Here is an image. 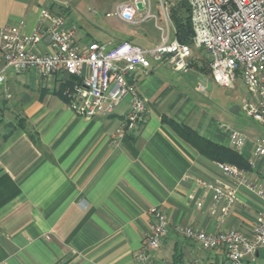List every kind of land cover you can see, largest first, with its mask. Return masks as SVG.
<instances>
[{"label": "crops", "instance_id": "1", "mask_svg": "<svg viewBox=\"0 0 264 264\" xmlns=\"http://www.w3.org/2000/svg\"><path fill=\"white\" fill-rule=\"evenodd\" d=\"M72 9L56 0H0V31L6 26L31 31L48 10L65 12L67 22L77 24L82 46L134 43V36H116L114 24L109 26L113 32L99 26L108 32L97 35L93 22L69 19ZM37 49L50 47L44 41ZM209 61L205 50L192 45L186 73L153 58L150 68L135 69L130 80L145 98L146 113L138 128L122 135L129 95L113 113L86 117L70 107L66 90L77 85L71 74L40 76L9 68V95L0 92V264H140L137 255L146 248L154 208L169 219L160 248L148 249L156 263L183 264L195 256L224 259L223 249L204 250L177 231L178 225L251 233L264 199L240 185L239 200L220 225L219 217L209 213V188L197 180L236 184L222 172V161L205 147L200 151L171 123L225 147H232V131L242 132L248 137L239 151L243 168L251 181L264 180L263 162L255 155L264 128L254 119L230 126L227 115L209 109L215 83ZM244 264H264V258L256 252V259L249 256Z\"/></svg>", "mask_w": 264, "mask_h": 264}, {"label": "built area", "instance_id": "2", "mask_svg": "<svg viewBox=\"0 0 264 264\" xmlns=\"http://www.w3.org/2000/svg\"><path fill=\"white\" fill-rule=\"evenodd\" d=\"M191 7L193 43L185 44L175 35L170 17V0H157L160 14L153 12L152 0H129L120 4L116 14L129 23L154 19L161 30V39L153 48H143L125 41L110 47L92 41L82 46L77 41L78 26L68 23L65 12L43 10L31 31L6 26L0 31V92L9 95L6 71L17 73L34 71L40 76H52L61 71L81 77V83L66 90L70 107L80 115L93 117L113 113L121 100L130 96L129 109L119 130L139 127L146 113V101L130 76L138 67L150 68L152 58L167 61L175 70L188 72L192 45L205 50L210 57V69L216 84L235 88L239 80L247 86L251 96L244 99L243 110L264 128V0H185ZM143 4V8L139 7ZM160 17L165 24L160 25ZM48 42L49 51L37 47ZM248 137L240 131L231 133L232 147L241 151ZM255 155L263 162L264 139L257 141ZM224 175L236 185L222 186L197 180L206 185L211 194L209 213L219 217L220 225L239 200L238 187L246 185L264 199V180L251 181L247 170L234 163H218ZM200 208L204 202L198 203ZM151 225L143 251L137 255L140 264L156 263L148 249L160 248L169 231V219L162 209L151 210ZM176 230L196 240L206 251L223 249L222 261H204L195 256L183 264H244L247 257L256 259V252L264 247V210L259 211L252 232L236 228H220L208 232L192 226L178 225Z\"/></svg>", "mask_w": 264, "mask_h": 264}, {"label": "rangeland", "instance_id": "3", "mask_svg": "<svg viewBox=\"0 0 264 264\" xmlns=\"http://www.w3.org/2000/svg\"><path fill=\"white\" fill-rule=\"evenodd\" d=\"M129 0H56L58 3L68 2L72 5V10L69 19L77 21L78 24L85 20L90 23V26H94L97 35L105 36V33L110 29V25L114 24L117 28L116 36L126 37L128 39L134 36L132 40L136 44H140L142 47L153 48L161 39V30L155 25L154 19H146L143 22H138L132 24L124 21L118 15L113 14L111 16L107 15L108 11H116L117 7ZM153 1V12L160 14L159 4L157 0ZM175 1V0H171ZM160 25H164V19L160 17ZM102 26L106 32L101 29ZM148 26V29L146 28ZM145 27L146 29L143 30ZM102 31V33H101ZM107 34V33H106ZM209 63H207V71H209ZM189 76V75H187ZM192 80V78H190ZM251 96L247 86L242 80H239L235 88H228L219 86L213 83L210 89V95L208 96L207 102L209 109L215 114L227 115L226 121L230 126L240 125L238 122L252 121L253 118L249 117L245 110H243L244 99ZM237 127V128H238Z\"/></svg>", "mask_w": 264, "mask_h": 264}, {"label": "trees", "instance_id": "4", "mask_svg": "<svg viewBox=\"0 0 264 264\" xmlns=\"http://www.w3.org/2000/svg\"><path fill=\"white\" fill-rule=\"evenodd\" d=\"M170 17L175 26V35L178 40L185 44H192L194 31L191 23V7L189 3L185 0H170ZM209 72H211L210 68ZM171 123L182 136L200 149V151L203 152L204 149H207L222 162L234 163L239 167H244L243 160L238 150L232 147L219 145L214 141L206 139L188 126L178 125L174 122Z\"/></svg>", "mask_w": 264, "mask_h": 264}, {"label": "water", "instance_id": "5", "mask_svg": "<svg viewBox=\"0 0 264 264\" xmlns=\"http://www.w3.org/2000/svg\"><path fill=\"white\" fill-rule=\"evenodd\" d=\"M138 5H139L140 8H143V4H142V3H139ZM70 78H71L72 81L76 82L77 84H80V82H81V78H80V76H78V75L71 74V75H70ZM257 254H258V255L260 254V256H261L262 258H264V247L259 248V249L257 250Z\"/></svg>", "mask_w": 264, "mask_h": 264}]
</instances>
